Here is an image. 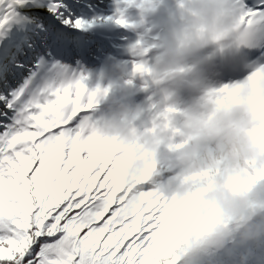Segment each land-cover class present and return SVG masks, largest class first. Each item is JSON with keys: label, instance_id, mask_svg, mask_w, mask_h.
<instances>
[{"label": "clouds", "instance_id": "1", "mask_svg": "<svg viewBox=\"0 0 264 264\" xmlns=\"http://www.w3.org/2000/svg\"><path fill=\"white\" fill-rule=\"evenodd\" d=\"M114 3L111 19L133 34L129 59L112 58L91 90L84 132L116 161L114 188L152 185L172 264L210 254L222 264L219 253L248 264L237 250L264 242V52L245 50L264 48V10L247 0ZM217 61L245 74L223 82Z\"/></svg>", "mask_w": 264, "mask_h": 264}, {"label": "snow or ice", "instance_id": "2", "mask_svg": "<svg viewBox=\"0 0 264 264\" xmlns=\"http://www.w3.org/2000/svg\"><path fill=\"white\" fill-rule=\"evenodd\" d=\"M82 10L0 0V264H172L168 213L150 190L114 188L116 161L84 132Z\"/></svg>", "mask_w": 264, "mask_h": 264}, {"label": "rangeland", "instance_id": "3", "mask_svg": "<svg viewBox=\"0 0 264 264\" xmlns=\"http://www.w3.org/2000/svg\"><path fill=\"white\" fill-rule=\"evenodd\" d=\"M100 4H105L106 7L104 8H101V10L103 11H107V10H110L112 11L114 7H112V5H114V0H100ZM100 12L98 13V16L95 15V13H91L90 15L93 17L92 20H94L95 22L92 24V26L89 28L90 30L93 28V27H99L101 25H106L104 23L101 22L100 18L105 15L104 14V11L103 12ZM95 15V16H94ZM112 15V12L111 14ZM110 15H108V19H107V23L109 24L110 23V18L111 17ZM110 65V64H109ZM108 65V66H109ZM96 69H94V72H91L90 74H87L85 72V69H78L80 71H82L86 76H87V79L84 81V83L86 84V87L89 91H91L98 83L99 81V78L104 75L106 72H107V69L105 71H99L98 72V67L99 65H96L95 66ZM105 83V80L103 81ZM106 84V83H105Z\"/></svg>", "mask_w": 264, "mask_h": 264}, {"label": "trees", "instance_id": "4", "mask_svg": "<svg viewBox=\"0 0 264 264\" xmlns=\"http://www.w3.org/2000/svg\"><path fill=\"white\" fill-rule=\"evenodd\" d=\"M142 188L144 190H150L152 188V185L151 184H148V185H143ZM218 255L220 258H221V261L224 260L225 261V258L223 257V253H219V254H216ZM216 258V256L214 255H209V256H205V257H202L201 259L206 263V264H210V261L211 260H214Z\"/></svg>", "mask_w": 264, "mask_h": 264}, {"label": "bare ground", "instance_id": "5", "mask_svg": "<svg viewBox=\"0 0 264 264\" xmlns=\"http://www.w3.org/2000/svg\"><path fill=\"white\" fill-rule=\"evenodd\" d=\"M98 29H100V28H98ZM98 29H95L94 32H96V30H98ZM101 29L102 30L109 29L110 31H124V28L117 26L113 21L110 25L101 27Z\"/></svg>", "mask_w": 264, "mask_h": 264}]
</instances>
